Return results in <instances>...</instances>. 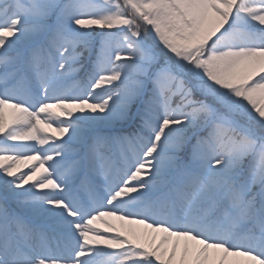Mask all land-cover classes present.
Instances as JSON below:
<instances>
[{"label":"snow or ice","instance_id":"1","mask_svg":"<svg viewBox=\"0 0 264 264\" xmlns=\"http://www.w3.org/2000/svg\"><path fill=\"white\" fill-rule=\"evenodd\" d=\"M0 264H264V0H0Z\"/></svg>","mask_w":264,"mask_h":264}]
</instances>
